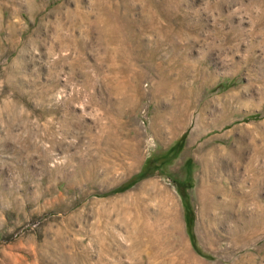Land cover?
I'll return each mask as SVG.
<instances>
[{"label": "rangeland", "instance_id": "rangeland-1", "mask_svg": "<svg viewBox=\"0 0 264 264\" xmlns=\"http://www.w3.org/2000/svg\"><path fill=\"white\" fill-rule=\"evenodd\" d=\"M12 1L0 264H264V0ZM165 6L184 34L138 40ZM77 10L119 37L74 29Z\"/></svg>", "mask_w": 264, "mask_h": 264}, {"label": "bare ground", "instance_id": "bare-ground-1", "mask_svg": "<svg viewBox=\"0 0 264 264\" xmlns=\"http://www.w3.org/2000/svg\"><path fill=\"white\" fill-rule=\"evenodd\" d=\"M1 1V0H0ZM14 1V0H13ZM12 1V2H13ZM76 1H80V0H76ZM11 2V1H10ZM43 2V1H42ZM29 7V6H28ZM30 10H35V8H37V5L36 4H31L30 5ZM145 8V7H144ZM171 8L172 10L174 11H177L179 9V1L177 0H173L171 2ZM146 9V8H145ZM144 9V10H145ZM161 9V8H160ZM166 6L165 8H162L161 11L164 12V13H156L154 15H152L151 17H149L148 20L146 19H142V22L144 23L143 24V28H141V33L138 34V40H140V38H142L143 36H149L150 34L152 33H155L158 35V37L156 38V40L150 38L151 40V43H163L165 41H170L172 43H175L176 44V40H177V36H181L184 34V32L182 31V29H178L177 31H175L174 33L176 34V36H173L171 35V29L170 27H168L167 25H164L163 23V19L165 18L164 16H166ZM67 14H70V13H67ZM71 15L74 16V18H77V20H73L71 19L72 21V24H73V27L74 29L76 28H82L83 26H89V27H97L98 30H99V38H102V39H105L107 36H110L112 37V40L116 41V38L117 36L119 37V31H118V28L115 26L114 23L111 22V20H107V19H103L102 17H99L101 18L102 20H97V21H89L88 20V17L87 15L79 12V10H77L75 13L72 12ZM70 15V16H71ZM67 16V15H66ZM145 17V16H144ZM1 20V19H0ZM99 22L102 23L103 22V26L104 28L102 29L99 25ZM1 23V22H0ZM132 23V28H136L138 26V23L136 21H133L131 22ZM9 27H10V32H12L14 29H13V26L9 23L8 24ZM14 25V24H13ZM2 27V26H1ZM8 27V29H9ZM238 35L239 33H237L235 35V38L238 39ZM108 39V38H107ZM240 39V38H239ZM64 41V40H63ZM180 41V40H179ZM1 49V48H0ZM116 49V48H115ZM4 50V49H3ZM155 51V52H154ZM152 53H157L156 50H154ZM4 52V51H3ZM3 54V53H2ZM1 55V54H0ZM20 56V55H19ZM17 65V64H15ZM158 68V67H156ZM158 71V69H157ZM16 70H11L10 71V74H6L5 75V78L6 80L9 81V83H12L10 81L12 76L15 74ZM157 73V72H156ZM159 74V73H158ZM54 80V79H52ZM52 90H53V85L52 86H47V85H44L42 86V91H41V94L39 95V101H38V104L39 106H44L46 105V101H52L53 98L49 96L48 92L52 93ZM202 106V105H201ZM6 107H8V105H6ZM15 107L14 104H10V110H13L12 108ZM205 108V105L203 106V109ZM13 119H15L16 117L12 116ZM86 176L90 179H92L93 177H96V174L93 170V172L90 171L87 172ZM264 221V220H263ZM256 222V223H255ZM247 227L250 228V229H258L260 228L261 226H258L257 225V220L256 218L254 217H250V220L247 221ZM132 248V247H130Z\"/></svg>", "mask_w": 264, "mask_h": 264}]
</instances>
